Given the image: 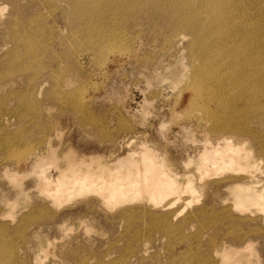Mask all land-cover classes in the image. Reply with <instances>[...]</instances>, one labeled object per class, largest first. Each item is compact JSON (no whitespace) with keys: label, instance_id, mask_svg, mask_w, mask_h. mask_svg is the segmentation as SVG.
<instances>
[{"label":"rangeland","instance_id":"rangeland-1","mask_svg":"<svg viewBox=\"0 0 264 264\" xmlns=\"http://www.w3.org/2000/svg\"><path fill=\"white\" fill-rule=\"evenodd\" d=\"M79 1L71 7L63 2L55 5L46 0H0V7L2 5L3 9L4 6L3 13L0 12V254H5L10 264H197V261L207 264H264V222L261 216L256 213L242 215L232 208L230 186L240 183L241 177L233 180L225 175L220 179L194 182L195 202L180 204V207H186L185 211L175 220L169 218L172 230L169 228L170 233L166 237L157 232L155 225L149 224L148 215L142 209L134 207L130 211L127 209L129 206L109 212L93 198L73 201L70 206L57 211L48 207L51 212H44L43 206L49 202L41 195L36 197L33 179L28 176L32 174L34 156L45 155L50 149L56 152L53 153L58 159L66 155L70 159L85 157L86 160L97 154L94 157L112 161L143 145L165 159L178 183L189 170L191 178L197 177L193 168L187 169L185 164L188 160L196 162L205 137L214 146L222 136L230 137L233 142L245 141L253 158L264 163V151L260 152L259 143L249 134L245 138L225 130H213L216 122L208 111L213 106L209 100L215 94L211 84L203 78L213 67L207 70L199 68L205 75L201 73L202 79L196 78L198 72L193 71L196 61H189L192 38L177 18L170 19L171 13L176 14L166 0H155L157 4L154 1L140 10L134 7V3H126L123 6L129 8V16L125 19L124 13H120L116 20L111 17L110 10L118 11L120 4L108 7L106 3L98 5L90 3L91 0L90 4ZM212 1L215 12H233L229 16L237 28L233 30L237 39L228 44L230 47L226 45L230 52L226 46H221L216 49L218 56H235L237 51V56H240V53H256L257 49L264 48V0ZM220 1H224L223 4ZM79 13L83 14L81 20ZM70 17H77L74 25L69 23ZM225 18L229 20L227 16ZM227 19L221 23L223 31L228 25ZM210 22L218 24L214 19ZM14 34L19 40H13ZM67 81L70 86H67ZM226 89L224 91L229 98L234 95L232 91L229 93V86ZM228 97L223 101L214 100L217 102H214V109L216 105L221 107L219 101L226 111L233 108ZM207 98L209 100L206 101ZM252 126L258 129L255 124ZM45 167L52 176L56 175L52 164H45ZM4 169L24 192H28L31 199L26 206L25 195L16 192L17 189L4 176ZM261 179L264 183V178ZM10 204H13V209H10ZM200 213L204 214L195 218ZM168 239L174 243L169 250L165 246ZM239 250L246 251L241 253ZM232 252L235 259L229 261L219 256L233 255Z\"/></svg>","mask_w":264,"mask_h":264},{"label":"bare ground","instance_id":"bare-ground-1","mask_svg":"<svg viewBox=\"0 0 264 264\" xmlns=\"http://www.w3.org/2000/svg\"><path fill=\"white\" fill-rule=\"evenodd\" d=\"M46 1L52 2V4H55V5H56V3L59 4L58 2H63L66 5H69L72 7L76 3L78 4L79 0H51V1L46 0ZM84 1H86V4L89 3V0H84ZM154 1L155 0H119V2H116L115 0H91L90 3L93 2L94 4H98V5L106 3V4H108V7L112 6V4H116V3L120 4L121 8H119L118 11L117 10H113V11L110 10L111 17H113V18L115 17L114 19L116 20L118 15H120V13H124L123 18H125V19L127 16H129V12H130L129 8H126L123 6L126 3L129 4L132 2V3H134V7H136L138 10H140L143 6L145 7V5H148L150 3H154ZM156 1H158V0H156ZM156 1L154 4H157ZM166 1L168 4H170L171 9H173L172 11H174L176 14V15H174L173 13H171L169 15V17L171 16L170 19H176L177 18L179 20V23H181L183 25V27L186 28L187 32L189 33V35L192 38V40L189 43L190 44L189 61L190 62L196 61V64L198 65L197 70L195 68L197 65H194L195 67L193 70V71L198 72L196 78L199 79L200 76L205 75L202 73L203 69L207 70L208 67H210V66H211V68L213 67V70H210V72L212 71V75H210V72H208L209 73L208 75L206 74L205 76H203V78H205L204 80H206L207 82H209L211 84V86L213 87L212 88L213 93L215 94V96L212 97L210 100L208 99L209 96L206 99V101L207 100L211 101V103L213 105L211 107V109L208 108V109H210V111H208L206 109L210 113V116L212 118H214L213 122H216V124L213 126V130H215L216 132L225 130V132L231 133L233 135L234 134L235 135H244L245 138H246V135L249 134V136L251 138H254V140L259 143V145H258L259 150H260V152H263L264 151V144H263V142H264V139H263L264 138V55L262 53H264V52H262V51L260 52V50H262L264 48L257 49L259 51L256 53H250L251 51L249 52V54L246 52H245V54L240 53L239 54L240 56H237L238 55V51H237V55L236 54H235V56L227 55L225 57L223 56L224 54L220 55L221 53L219 51H217V52H219V55H220V56H218V53H216V49H219V48H221V46H226L230 43L233 44L235 42V40L237 39L234 37L235 35L233 33V30H237L236 25H235V23H234V25H232L233 20L231 21V17L229 16L230 15L229 13H233V12L229 11V13H228L227 11L224 10L225 12H227L226 16L229 18V20H228L227 18H225L226 17L225 12L223 14V12L222 13H219L220 11L215 12L214 9H212L211 5L214 2L212 0H166ZM224 1H222V2H224ZM84 3H83V5H84ZM238 4H239V2H238ZM234 6H236V5H234ZM48 7H51V6L49 5ZM131 7H133V6H131ZM131 7H130V9H132ZM167 7L168 6H166V8ZM162 8H164V7H162ZM162 8L160 10H162ZM3 9H4V6H3ZM3 9H2V5H1L0 12ZM89 9H90V5H89ZM93 9H95V8H93ZM134 9L135 8H133V11H135ZM153 9L151 8L152 11H153ZM52 10H54V9H52ZM142 10L144 11V9H142ZM87 11L90 12V10H87ZM91 11H92V8H91ZM93 12H94V10H93ZM1 13H3V11ZM133 13H135V12H133ZM167 13H168V11H167ZM87 14H89V13H87ZM107 14H108V12H107ZM104 15H105V13H104ZM104 15H101V16H104ZM1 16H3V15L1 14ZM93 16H94V14H93ZM14 17L16 18V16H14ZM78 17L81 20L82 19L81 17H83V14L79 13ZM160 17H158V18H160ZM164 17L162 19H164ZM166 17H168V16L166 15ZM169 17H168V19H169ZM240 17H242V16H240ZM95 18L97 19V17H95ZM109 19H110V17H109ZM213 19L218 24H213L212 22H210ZM224 19H227L226 24H228V25L226 27H225L226 24L223 26V27H225V29L223 31V30H221V23L224 22L223 21ZM100 20H102V19H100ZM243 20H245V19H243ZM256 20H258V19H256ZM76 21H77V17H70L69 18V23H71L72 25H74L76 23ZM163 22H164V20H163ZM204 22H207V23H204ZM90 23H92V22H90ZM95 23L96 22H94V24ZM117 23L118 22H116V24ZM167 24H168V22H167ZM20 25H21V23H20ZM152 25H153V23H152ZM242 26H243V24H242ZM246 26H248V25H246ZM246 26H244V27L246 28ZM261 26H262V24H261ZM39 27H37V28H39ZM185 28H184V30H185ZM247 28H246V30L249 31V29H247ZM104 29H102V30H104ZM99 30H101V29H99ZM244 30H243V32H244ZM94 32H95V30H94ZM107 32H109V29ZM162 32H164V31H162ZM180 32L182 33V30ZM239 32H242V30ZM23 33L26 35V33L24 31H23ZM72 33H74V31ZM244 33H247V32H244ZM110 34H113V33H110ZM106 35H108V34H106ZM169 35H170V33H169ZM104 37H103V39H104ZM126 37H128V36H126ZM175 37H177V36H175ZM241 37L244 38L242 35H241ZM246 38H247V36H246ZM252 38H255V37H252ZM25 39H26V37H25ZM94 39H96V38H94ZM101 39L102 38H100V40ZM247 39H249V38H247ZM13 40H15V41L19 40L15 36V34L13 35ZM170 40H172V39H170ZM242 40H244V39H242ZM176 41H175V43H176ZM256 41L258 42L259 40L257 39ZM170 42H169V44H170ZM179 43H181V42H179ZM259 43H260V41H259ZM259 43H258V47H260ZM46 44H47V42H46ZM94 44L95 43H93V45ZM173 44L174 43L172 42V46H173ZM166 45H167V43H166ZM238 46H240V44ZM234 48H235V46H234ZM240 48L244 49V47H241V46H240ZM166 49H167V46H166ZM222 49H220V50H222ZM187 50H188V48H187ZM226 50H228L227 46H226ZM237 50H238V48H237ZM228 51H224V52L227 53ZM231 52H232V50H231ZM240 52H242V51H240ZM227 54H230V53H227ZM217 57L220 59H218ZM53 58H55V57H53ZM223 58H225V59H223ZM181 61H180V63H181ZM12 63H14V62H12ZM181 64H183V63H181ZM184 66L186 67V65H184ZM199 68H201V69L203 68V69L201 70ZM33 69H37V68H33ZM40 71H43V70H40ZM201 73L203 75H201ZM10 74H12V73H10ZM57 77H60V76L58 75ZM193 79H194V77H193ZM200 79H202V78L200 77ZM68 81H67V83H68ZM204 83H206V82H204ZM56 84H57V82H56ZM67 86H70V84L68 83ZM226 86H229V88H230L229 93H231V91H232L234 94L230 98L226 95L227 93L224 91V90H228V89H226ZM41 87H43V86H41ZM201 87H202V85H201ZM209 87H210V85H209ZM206 88H208V86ZM203 89H205V88H203ZM192 91L195 92L194 90H192ZM197 92H198V90H197ZM207 92H209V90ZM207 92H206V95H207ZM211 95H210V97H211ZM196 97H194V99ZM224 97L225 98L228 97L229 100H232L231 102H233L232 105L234 107L229 108V110L226 111L225 110L226 107H222L223 103H220V101H219V105L221 104L220 105L221 107H218L216 105L217 108L215 107V109H214V105H215V103H217L214 100L218 99V100L223 101ZM208 105H210V104H208ZM192 106H194V105H192ZM205 107H207V106H205ZM248 124H249V126H248ZM252 124H255V126H257L258 129L257 130L254 129ZM216 134H218V133H216ZM165 135L170 136V133H166ZM50 138H48V139H50ZM207 138L208 137H205V139L203 140V143H201L203 145L202 151L196 156V162L193 163L191 160H188L185 164V167L187 169H189L190 166L193 168V170L197 174V177L195 176L196 177L195 179L191 178L192 176L190 177V170H189L186 175L183 174L184 175L183 179L179 183L176 181L175 174L170 169H168V166L165 164V161H164L165 159H163L162 157H159L157 154H154L149 148H147L146 146H143V145H140L135 150L133 149L131 151H128L125 155H122V156H119L115 159H112V161H110L109 158H107L109 161H105V160L103 161L102 158H100L101 156L94 157L97 154H94V156L92 158H88L86 160H85V157H84V159L80 158V157L79 158L75 157L74 159H70L66 155H64L62 157L63 159H61V158L58 159L54 155V153H56V152H54L53 150L50 149L45 155H38L37 154L38 156H34V159H32L33 160L32 171H31L32 174L29 173L28 177L33 179V181H32L33 182V191H34V194L36 195V197L38 195L39 196L41 195V197L43 199H45V200H47V202H49L43 206V210L46 214H49L51 212L48 207L54 208L57 211V210L65 207V206H68L69 203H72L73 201L87 199V198H93V199H96L97 202L100 203L101 206L104 207V209H107L109 212L111 210H115L118 208H125V207H129V206L130 207L127 208L129 210L130 209L133 210L134 207H136V209L137 208L142 209L148 215L149 224L155 225L157 232L161 236H165V237L168 236V234L170 233L169 232V228H170L169 218L172 217V219L175 220V218H177L179 215H181L183 213V211H185L184 209L186 207L184 205H181L182 207H180V204H182L184 201H187L186 204L187 203L189 204L191 201L195 202L196 199L194 198V196H196V194H195L196 190L194 188V182L202 183V181L204 182V179L205 180L220 179V178L224 177L225 175H229V177L232 178L233 180H237L241 177L240 183H233L230 186V197H231V203H232L233 210H235L236 212L237 211L241 212L240 214H242V213H248V214L256 213L257 215L261 216V218L264 222V183H262V179H261V178H264V167H263L264 163H262L261 160H256L255 158H253V156L251 155V150L249 149V147L246 146L247 143L245 145V141H244V143H242V142L240 143L237 141L233 142L230 137H225V136L223 137L222 136L218 139V141H216L215 146H214L213 144L211 145V142H209V140ZM47 143L49 145V141ZM131 145H133V144H131ZM49 148H50V146H49ZM40 150H41V148H40ZM39 152H41V151H39ZM111 157H113V156H111ZM166 163H168V162H166ZM45 164H52L53 165L54 170L56 171L55 176H52L49 171H46L47 167H45ZM168 165H170V164H168ZM3 174L9 180V182L12 183V186H14L15 189H17L16 192H18V194L21 193V196L23 194L25 195L27 202L25 201L26 204L24 206H26L28 204V201L31 199L28 196V192H24V189L21 188L18 185V183H15L16 179L13 176H11L10 173H8V170L4 169ZM204 188H205V186H204ZM198 189H200V188H198ZM185 196L186 197L188 196V198H186ZM15 197H16V195H15ZM190 198L193 200L189 201ZM89 201H87V202H89ZM12 202H13V200H12ZM144 203L146 205H144ZM21 204H22V202H21ZM10 205H12L10 207V209H13L14 208L13 204H10ZM15 205L18 206V204H15ZM89 205H91V204H89ZM7 209H9V208H7ZM154 211L157 212V215L154 213ZM228 211H229V209L227 210V212ZM121 212H122V210H121ZM7 213H4V214H7ZM189 214H191V213H189ZM201 214H204V213H200L198 215L195 214L196 215L195 218H198L199 216H201ZM80 215H83V217L86 216L84 214H80ZM225 215L226 214H224V216ZM227 215H229V214H227ZM242 215H244V214H242ZM92 221H93V219H92ZM225 222H226V220H225ZM7 223H8V221H7ZM8 227H9V225H8ZM255 228L256 227L254 226V231L256 230ZM33 231H34V229H33ZM40 231H41V229H40ZM205 232H208V231H205ZM149 233H148V235H149ZM227 234L229 237L231 236V235H229V233H227ZM250 234H251V231H250ZM71 237H73V235ZM197 238H199V237H197ZM168 240H167V243L165 245L167 250L171 249L172 246L174 245V243L172 241H170V240L168 241ZM136 242H137V240H136ZM222 242H223V240H222ZM38 244H37V246H38ZM137 244H136V246H137ZM228 245H231V244H228ZM256 245H259V244H256ZM201 248H202V246H201ZM233 248H235V247H233ZM141 249H140V251H141ZM246 250H248V249H246ZM246 250H244L242 252H245ZM140 251H138V252L140 253ZM216 251H217V249H216ZM232 251H233V249H232ZM209 252H210V250H209ZM239 252H241V251L239 250ZM232 253H234V252H232ZM189 254H191V253H189ZM234 255H235V253L233 255L223 254V255H219V256H222V259L229 261L231 259H235ZM203 256H205V255H203ZM163 258H164V256H163ZM105 260H107V259H105ZM136 260H137V258H136ZM32 262H34V261H32ZM37 262H38V260H37ZM144 262H145V260H144ZM197 262H198L197 264H207L205 261H197ZM10 263H11L10 259L8 257H6L5 254L4 255L0 254V264H10ZM138 264H142V263H138ZM229 264H231V262H229Z\"/></svg>","mask_w":264,"mask_h":264}]
</instances>
